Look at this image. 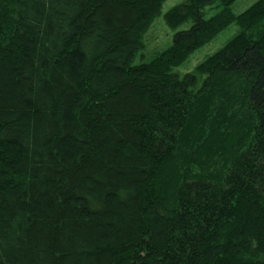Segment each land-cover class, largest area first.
I'll return each instance as SVG.
<instances>
[{"label": "trees", "instance_id": "obj_1", "mask_svg": "<svg viewBox=\"0 0 264 264\" xmlns=\"http://www.w3.org/2000/svg\"><path fill=\"white\" fill-rule=\"evenodd\" d=\"M164 1L0 0V264H264V0Z\"/></svg>", "mask_w": 264, "mask_h": 264}, {"label": "rangeland", "instance_id": "obj_2", "mask_svg": "<svg viewBox=\"0 0 264 264\" xmlns=\"http://www.w3.org/2000/svg\"><path fill=\"white\" fill-rule=\"evenodd\" d=\"M184 1L185 0L164 1L161 8V13L154 19L145 34L144 47L134 57L135 63H141L151 60L154 56L164 51L167 47L172 44L176 31L187 28V25H184L178 28L177 30H173L168 26L165 20V14L170 9ZM255 1L256 0H237L232 5V8L235 12L239 13L247 9ZM205 11L206 16L209 17L213 15L217 11V9H215V7L209 6L206 8ZM239 31L240 28L237 24H231L208 44L204 45L203 47L199 48L194 53H192L183 64H181L175 69V71L181 75H184L189 72H194L199 63H201L209 55L215 53L217 50L222 48L236 34H238Z\"/></svg>", "mask_w": 264, "mask_h": 264}]
</instances>
